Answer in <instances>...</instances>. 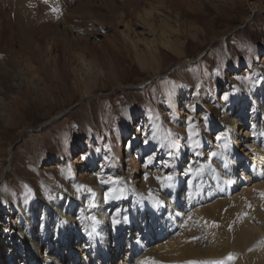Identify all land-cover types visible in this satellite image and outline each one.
I'll use <instances>...</instances> for the list:
<instances>
[{
  "label": "rangeland",
  "instance_id": "obj_1",
  "mask_svg": "<svg viewBox=\"0 0 264 264\" xmlns=\"http://www.w3.org/2000/svg\"><path fill=\"white\" fill-rule=\"evenodd\" d=\"M6 1L0 5V186L9 189V197L0 195V206L20 196L29 203L69 182L78 193L86 191L96 176L117 185L122 153L138 128V141L128 144L127 175L139 172L142 157L151 152L162 153L161 169H174L178 176L194 170L222 147V114L233 86H253L257 71L264 72V0H26L30 20L11 8L18 0ZM144 15L185 42L181 55L158 47L156 72L140 65L119 33L125 23L140 31ZM189 85L201 87L192 105H202L207 116L198 123L184 122L187 111L182 114L171 100L176 89ZM240 160L236 182L247 169L246 158ZM149 177L144 175L151 183ZM152 183L148 190L156 193L160 184ZM245 186L201 206L207 207L182 221V229L168 239L182 235L202 248L209 238H221L222 248L188 261L149 259L264 264V176ZM126 242L125 237L122 253ZM192 245L182 251L196 248ZM8 255L4 247L7 264Z\"/></svg>",
  "mask_w": 264,
  "mask_h": 264
},
{
  "label": "bare ground",
  "instance_id": "obj_2",
  "mask_svg": "<svg viewBox=\"0 0 264 264\" xmlns=\"http://www.w3.org/2000/svg\"><path fill=\"white\" fill-rule=\"evenodd\" d=\"M2 3L7 4V1L0 0V5ZM25 3L26 0H18L10 4L18 16L30 20L31 8ZM143 18L146 24L141 25L140 31H130L125 23L119 33L131 44L140 65L146 64L156 72L160 68L158 47L181 55L185 42L181 36L175 37L177 33L169 30V27L157 29L148 16L144 15ZM165 24L169 25L168 22ZM233 87L234 96L222 114L226 121L220 132L224 139L222 147L214 158L210 156L194 170L178 176L174 169H161L159 160H163L162 153L151 152L142 157V173L136 169L133 175H127L130 148L138 141L136 139L140 133L139 128H136L137 131L128 141V144L132 143L129 144L131 146L127 144L122 153L117 185L100 183L96 176L86 191L78 193L69 182L60 186L54 194L35 197L29 203H24L20 196L12 203L0 206V264H7L1 257L4 247L9 253L8 264H117L118 261V264H128V256L131 264H160L153 263L149 256H162L168 261H176L215 253L214 248L219 245L221 238H216L214 242L209 238L207 241L211 245L207 243L202 248L194 242H187L185 237L181 238L182 235L168 239L182 229V221L186 222L199 211L201 213L216 196L230 195L242 186L244 190L247 188L245 185L264 176V72L257 71L253 86L248 83L246 86L237 84ZM200 88L198 85H189L176 89L172 94L171 100L175 101L176 106H181L177 107L178 110L182 114L184 110L188 113L182 115L184 122L188 123L192 119L198 123L199 119L207 116L202 105H192L198 100L194 97L201 96ZM191 91L193 98L189 100ZM160 104L162 108H167L165 101ZM242 157L246 158L247 169L244 170L247 171L242 169L241 179L236 182ZM194 162L199 163L191 160V163ZM145 174L150 176L151 183L148 178H144ZM154 174L158 175L157 178ZM152 182L160 184L156 193L148 190ZM29 186L33 193V187ZM0 195L6 201L9 189L0 186ZM74 201L78 206L75 210ZM206 203L207 206L200 208ZM195 207L199 208L198 212ZM2 210L5 213L1 214ZM4 219L7 220L6 224H3ZM73 237H76V242L72 241ZM125 237L128 244L126 242L127 248L122 253L119 248ZM82 240L85 241L83 244ZM8 242L11 244L9 247ZM192 244L196 248L187 253L182 251ZM213 244V247H209ZM207 250L208 253L203 254Z\"/></svg>",
  "mask_w": 264,
  "mask_h": 264
},
{
  "label": "snow or ice",
  "instance_id": "obj_3",
  "mask_svg": "<svg viewBox=\"0 0 264 264\" xmlns=\"http://www.w3.org/2000/svg\"><path fill=\"white\" fill-rule=\"evenodd\" d=\"M169 179H170V177H169ZM229 258H231V257H229ZM216 264H223V262H216Z\"/></svg>",
  "mask_w": 264,
  "mask_h": 264
}]
</instances>
